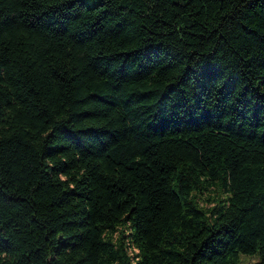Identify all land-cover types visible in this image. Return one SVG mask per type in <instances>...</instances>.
I'll return each instance as SVG.
<instances>
[{
  "label": "trees",
  "instance_id": "1",
  "mask_svg": "<svg viewBox=\"0 0 264 264\" xmlns=\"http://www.w3.org/2000/svg\"><path fill=\"white\" fill-rule=\"evenodd\" d=\"M264 264V0H0V264Z\"/></svg>",
  "mask_w": 264,
  "mask_h": 264
},
{
  "label": "rangeland",
  "instance_id": "2",
  "mask_svg": "<svg viewBox=\"0 0 264 264\" xmlns=\"http://www.w3.org/2000/svg\"><path fill=\"white\" fill-rule=\"evenodd\" d=\"M258 260L257 256H246L243 255L240 264H252Z\"/></svg>",
  "mask_w": 264,
  "mask_h": 264
}]
</instances>
